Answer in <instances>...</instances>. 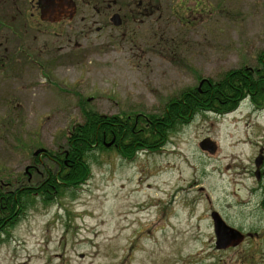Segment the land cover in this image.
<instances>
[{
    "label": "rangeland",
    "instance_id": "374dc122",
    "mask_svg": "<svg viewBox=\"0 0 264 264\" xmlns=\"http://www.w3.org/2000/svg\"><path fill=\"white\" fill-rule=\"evenodd\" d=\"M174 1L170 31L148 22L141 42L123 45L108 34L51 33L47 54L35 50L36 62L21 77L4 67L0 189L41 180L48 159L33 152L65 147L86 111L161 113L203 78L258 64L264 0ZM207 137L218 145L215 154L199 146ZM260 149L264 107L247 97L224 114L197 113L165 146L132 161L99 151L85 185L51 202L37 195L1 231L0 264H264ZM213 210L244 232L240 244L215 247Z\"/></svg>",
    "mask_w": 264,
    "mask_h": 264
},
{
    "label": "trees",
    "instance_id": "16d2710c",
    "mask_svg": "<svg viewBox=\"0 0 264 264\" xmlns=\"http://www.w3.org/2000/svg\"><path fill=\"white\" fill-rule=\"evenodd\" d=\"M257 60L254 67L230 69L219 79L207 78L198 86L182 90L165 103L161 113L84 112V121L69 130L65 147L40 154L48 159L42 162L41 180L30 184L9 181L7 187L1 186L0 233L20 217L37 195L51 202L63 192L85 185L92 174L89 159L99 151L112 149L132 161L142 151L165 146L170 133L190 123L199 112L224 114L247 97L255 107H264V50ZM261 205L264 208V197Z\"/></svg>",
    "mask_w": 264,
    "mask_h": 264
},
{
    "label": "flooded vegetation",
    "instance_id": "af4514ba",
    "mask_svg": "<svg viewBox=\"0 0 264 264\" xmlns=\"http://www.w3.org/2000/svg\"><path fill=\"white\" fill-rule=\"evenodd\" d=\"M69 2L65 13L51 18L49 15L52 14V9L44 0H0V73H3L4 67L11 66L14 76L21 77V69L36 62L33 56L35 50H40L41 55L47 54L51 33L96 32L108 34L116 44H131L136 39L141 42L142 28L148 22L154 23L155 29L161 30L160 32L175 28L178 13L174 0ZM62 5L66 6V2ZM181 7L185 9V4H181ZM39 35L44 37L43 42H40ZM134 35L137 37H133ZM40 65L49 69L44 63ZM260 154L263 155V160L259 167L255 164V176L258 180L264 178L263 149H260Z\"/></svg>",
    "mask_w": 264,
    "mask_h": 264
},
{
    "label": "water",
    "instance_id": "95a60500",
    "mask_svg": "<svg viewBox=\"0 0 264 264\" xmlns=\"http://www.w3.org/2000/svg\"><path fill=\"white\" fill-rule=\"evenodd\" d=\"M45 3L49 4L52 9V14L49 15L51 18L55 15H60L66 12L68 5L70 4L69 0H44ZM66 2V6L62 5V3ZM203 80L201 81L202 84ZM109 145V143H108ZM199 146L201 149L210 152L211 154H215L218 148V145L215 141L210 139L209 137L204 138L200 141ZM44 148H39L35 151V154L41 152ZM263 160V155L260 154L255 159V163L257 167L260 166ZM257 175H259L257 171ZM211 217L213 220V228L215 233V246L217 249H226L229 247H234L240 244L244 238V233L238 228L228 224L220 213L216 210L211 212Z\"/></svg>",
    "mask_w": 264,
    "mask_h": 264
}]
</instances>
